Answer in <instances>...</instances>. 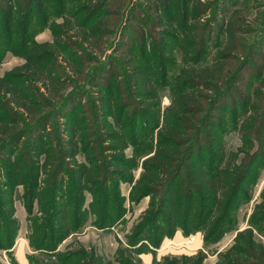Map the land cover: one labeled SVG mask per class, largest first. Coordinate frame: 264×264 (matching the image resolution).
<instances>
[{"label": "trees", "instance_id": "obj_1", "mask_svg": "<svg viewBox=\"0 0 264 264\" xmlns=\"http://www.w3.org/2000/svg\"><path fill=\"white\" fill-rule=\"evenodd\" d=\"M189 1L182 0V11L170 17V20L176 17L178 23L185 25L182 38L169 29V21L163 22L159 18L155 23L161 39L179 40L178 45L171 49L176 48L182 54L183 62L190 65V68L179 67L170 79L169 104L162 110L156 92L158 85L152 75L154 67L141 61L134 53V45L125 57L127 82L133 94L129 98L124 96V80L112 77L109 63L89 68L91 59L73 53L65 43L60 42L64 38L61 30L67 28L87 49L102 52L106 33L102 31L104 21L101 18L94 23L91 21L93 18L84 19L92 23L86 29L82 28L80 21L70 26L63 18L62 23L51 26L55 45L39 44L32 35L29 51L33 57L29 54L19 68L0 76V110H5L0 113V163L4 159V168L0 167V176L4 177V181H0L1 249L9 251L17 234L13 194L18 186L23 187L22 201L30 214L34 201L37 203L41 217H38L39 222L35 226L36 236L42 240L40 244L49 243L48 250L54 252L61 241L85 224L83 214L87 211L82 207L84 191L92 196L87 210L88 214L97 216L94 225L105 228L110 225L109 203L113 192L116 194V215L123 213V202L118 195L119 183L126 181L133 183L130 193L135 202L144 197L150 199L138 227L126 235L125 245L119 241L115 256L118 264H142L138 255L145 251L152 253V264H176L178 260L182 264L204 263L208 256L204 250L193 256L162 257L156 262L151 245L144 239L142 242L139 235L153 224L155 241L152 247L157 248L164 236L171 237L176 230L190 235L204 226L205 239L209 240L215 237L224 223L230 222L241 198L252 197V191L247 188L249 184L258 182L257 178L250 182V177L261 154H251L250 151L255 144L254 139L259 142V150H263L264 81L255 87L250 86L247 94L237 96V101L231 98L233 86L244 78V63L247 62V51L239 39L237 21L233 17L225 20L213 42L215 23L205 21L201 25L199 18L204 3L194 0L195 7L191 9ZM46 2L27 0L23 13L19 1L5 9V23L11 20L15 10L24 15L19 20L20 47H25L33 15H37ZM99 5V8L102 7V2ZM56 7L59 10L62 8L60 4ZM43 16L41 18L44 19ZM144 24L145 21H142L140 28L143 29ZM200 27L201 35L198 34ZM6 28L8 31L9 28ZM74 28L79 30L77 35ZM136 31L140 35L141 30ZM140 37L141 48L146 50L147 33L141 31ZM91 39L95 42L89 45L88 40ZM211 42L216 52L210 58ZM56 47L59 52L66 50L69 53L64 65L72 75L82 79L69 82L73 89L65 95L62 91L68 80L58 75L54 61L50 59L54 50L57 52ZM165 49L166 44L163 43L158 47L164 67L163 79L171 61L170 55L164 56ZM150 57L156 60L154 53ZM231 63H234L233 69L229 68ZM89 86L91 91H88ZM95 87L100 89L98 94L94 91ZM222 88H227L228 92H220ZM91 92L94 95L92 111L96 119L86 116L89 111H85L86 107L82 104ZM228 97L231 98L230 105L220 107V99ZM75 104L81 105L82 109L75 120L71 124L61 123L57 129L54 126L59 140L54 150L47 135L49 124L54 123L55 118L62 119L66 110H73ZM230 109L233 128L241 132L242 143L236 151H228L224 146V133L228 130L225 116ZM239 124L241 127H238ZM147 127L159 128L156 140L148 145L139 143L134 133L136 129ZM25 137L31 143L29 167L23 164L22 153H17L20 141ZM95 139L100 141V145L94 143ZM128 146L132 148L130 156L125 152ZM78 154L83 155L85 162H78ZM42 155L44 159L39 165ZM138 168H141L139 176L133 180V171ZM41 170L45 176L39 188ZM106 180L112 182L114 191L105 184L100 201L98 192ZM67 183H71L72 198L63 200ZM155 195H158L157 199ZM249 222L248 227L237 232L233 244L218 253L216 264H264V242L260 239V235L264 236V189ZM4 235L7 242L2 245ZM28 242L33 249L46 254L44 247L34 246L31 236ZM137 242L142 243L136 247ZM75 256L69 251L58 256L57 260L43 264H71L73 260H76L73 264H110L103 262L91 248L80 247ZM10 261L18 264L13 257Z\"/></svg>", "mask_w": 264, "mask_h": 264}, {"label": "rangeland", "instance_id": "obj_2", "mask_svg": "<svg viewBox=\"0 0 264 264\" xmlns=\"http://www.w3.org/2000/svg\"><path fill=\"white\" fill-rule=\"evenodd\" d=\"M17 1L20 2L22 13L23 11L25 12L27 8L25 3L27 0H0V76L5 74L7 75L10 72L16 70V68H19L25 62V57L29 54L31 57H33V53L29 51L30 43H32V35L34 36V41L39 44H57L55 38L53 37L51 26L53 24L62 23V21L64 20L63 18L68 21V25L70 26H75V24L78 23L77 21H80L81 25H83L82 28L84 29H86L87 25L89 24V22H85L84 19L90 20V18H93L91 20L92 23L97 21L99 18L104 21L102 31H105L106 33V38H104L106 44L104 45V49L102 52L96 51V49H87L80 43L78 38L73 37V31H71V29L68 30L67 28L61 30V33L64 34V38H62L60 42L65 43V45H67L73 53H77L82 57H84L85 55L87 59H91V62L88 64L89 68L102 64L104 62L109 63V65L112 66L110 72L112 77L124 80L125 84L123 88L124 96L126 97H133L131 86L127 82L128 75L126 73L127 65L125 62V57L129 55L127 54V52L130 50L129 48L131 47V45L135 46L134 53H136L138 57H140L141 61L144 64H147V62H149L154 67L152 75L158 85V89L156 90V92L159 95V104L161 110L169 104V81L173 78L176 70L179 67L183 66L184 68H190V65L183 62L182 54L179 53L176 48L171 49V47H176L178 45L177 41L179 40L172 38L161 39L159 34L160 30L157 26H155L157 25L155 23L159 18H162L163 22L169 21V29L174 31L176 35H178V38H182L185 25L183 26V24L178 23V19L176 17L172 18L173 20H170V17L177 11H182V0H47L48 2H46L45 6L37 13V15H33L28 37L25 41V47L23 48L20 47L18 43L20 42L19 20L24 15L21 16L20 11L15 10L12 13L11 20L7 23L4 22V17L6 15L5 9L10 5H13L14 3L16 5ZM101 2L102 7L99 8V4ZM202 2L204 3V7L199 12L201 25L205 21H211L216 25L213 28V42L218 37L219 27H221L222 23L230 17H233L234 21H237L236 27L240 29L238 31V35L247 51V54L245 56V58H247V62L244 63V65H246L244 66L245 72L243 80L235 84L233 86V91L231 90V92H233L231 94V98L234 97V99L236 100L237 96H239L240 94H247L250 86L255 87L259 82L264 81V0H202ZM58 4H60L62 7L60 10L56 7V5ZM189 5L191 6V9H194V0H190ZM32 7L35 9L36 5ZM41 15H44V19L41 18ZM86 16L87 18H85ZM142 21H145V23L147 24H144L143 29L140 28V23H142ZM92 23H90L89 25H91ZM6 27L9 28L8 31L6 30ZM136 30H141L147 33L146 50L145 48L142 49L140 45L141 31L140 35H138L139 32H137ZM78 32L79 30H74L75 35H77ZM201 33L202 31L200 27L198 30V34L201 35ZM93 42H95L94 39L88 40L89 45L93 44ZM161 42L163 44H166V51L164 52V56H171V61L167 65L166 75L164 77L165 80L162 76L164 67L161 63V56L158 51V47L162 45ZM213 42H211L212 52L210 58L213 57L214 53L216 52ZM57 47V52H55L54 50L50 59H53L54 63L53 61L52 63L54 65V68H56V72L58 73V75L62 76L63 79L68 80V82L63 86L64 89L62 91V95H65L73 89L72 84L69 82H72L73 79L77 81H80L82 79L77 78V75H72V73L69 72V69L66 67V65H64V61L66 58H68L69 53H67L66 50H61L59 52ZM192 52L195 53V50H192ZM152 53H154L156 60H153L150 57ZM242 61L244 60L242 59ZM85 64L87 65V63ZM104 65L105 67H107L106 63ZM233 67L234 63H231L229 65V68L233 69ZM97 84H99V82H97ZM97 86L101 89L100 85ZM98 87L94 88L96 94H98V91H100ZM87 88L88 87H86V89ZM91 89L92 88L89 86L88 91H91ZM222 90L228 92L227 88H222L220 92ZM93 97L94 95L91 92L88 97H86V99L82 101V104L86 107L85 111H89L87 112L86 116H91L92 118L96 119V115L94 111H92ZM231 98L228 97V99H220L219 106H229ZM75 105L73 106V110H66V115L63 116L62 119L55 118L54 123L49 124L47 135L51 138L50 146L54 150L57 149L59 144L58 136H56L57 125L60 126L63 122L71 124L77 117V114L80 113V111L82 112L81 105ZM4 111L5 110H0V113H3ZM231 112L232 111L230 109L229 111H227L225 116V118L227 119L228 130L224 133V146L228 151H236L242 143L241 132L239 129L235 130L233 128ZM249 114L250 112H248V115ZM257 116H259V114H257ZM239 119H241V116L239 117ZM240 125L241 124H239L238 127H241ZM54 126H56V129L54 128ZM158 129L148 127L142 129L140 128L136 129L134 133L136 134L139 143H147L146 145H148L156 140ZM29 141L30 140L28 137L23 138L20 141V145L17 150V153H22V156H24L23 164L27 165L28 167L30 166V159L28 155L30 154L29 146L31 144L29 143ZM254 141L255 144L250 153L254 154L257 152L258 154H261V156H257L258 158L255 161L256 163L254 164L253 173L251 175L252 177H250V182H252V180L255 178L258 179V182L256 184L253 183V185L249 184L247 188L252 191V197H242L241 201L237 205L235 212H233L232 214V219L230 220V222L224 223L215 237L210 238L209 240L205 239V227L203 226L197 231H193L190 235H185L183 233V235L186 236L185 238H179L178 236L172 238L174 235L171 237L164 236L158 244V247L155 248L152 247L153 241H155V234L152 232L154 225L151 224L149 226V229L141 233L139 237L142 239V242H144L145 240L151 245V250H154L155 253L156 262L161 261L162 257L172 258L181 257L183 255L193 256L200 250H204L205 252H207V254H211V257L207 256L209 257L208 264L213 263L212 261H215L214 264H216V262L218 261V253L229 248L233 244L237 232L250 225L249 221L251 213L255 204L261 200V193L264 189V143L262 148L263 150L260 151L258 148V140L254 139ZM94 143L100 145V141L97 139H95ZM125 152L127 156H130L132 153L131 146H128ZM43 159L44 155L39 157V165L42 164ZM77 160L78 162H85V159L81 154L77 155ZM3 161L4 159L2 160V163H4ZM2 163H0V167L2 166V168H4V165H2ZM135 171V173H137L138 171H141V168H139V170L136 169ZM44 176L45 173L43 170H41L38 178L39 188L43 185ZM0 181H4V177L0 176ZM70 184L71 183H67L63 195V200L72 198V187L70 186ZM105 184L108 186V189H110L112 192L114 191L112 182L110 180L104 181L100 186V191L98 192L100 201L101 197L103 196V187H105ZM129 185L130 187L132 186L131 183H122L121 189L123 195L120 194L121 192H119L118 194L120 200H122L123 202L121 203L124 210L121 215H116V194H114L113 192L111 195L112 198L109 203V217L111 219L110 225L112 224V226L109 225L105 228L97 227L96 225H94L95 220H97L96 214H88L89 210H87V206H82L83 209L85 208V211H87L83 214V216L85 217V224L79 227L77 229V232L71 235L70 239H68L66 242L59 243L54 252L48 250V246L50 245L49 243L40 244L42 240H40V238H37L36 236V233L38 232L37 230H35V226L37 222H39L38 217H41V212L37 208V203L34 201L35 205L33 207V212L30 214L25 208L22 201L23 187L18 186L13 194V205L15 200L21 199L30 224L29 231L31 233L29 232L27 236H31V241L34 246L41 245V247H44L43 249L47 254L46 256L45 253H41L38 250L33 249L29 245L30 252L27 254V264L49 263L48 261H55L58 259V256H62L63 253H67L69 251H72L75 256L77 251L80 250V247L93 249L96 255L100 257L103 262L118 264L115 256L116 249L119 246V241H121L125 245L127 236L132 233L133 229L138 227L139 222L142 219V213L148 206L147 204V206L143 210H141L142 207H144L143 200L141 199L139 202H135L134 196L130 192L126 194ZM154 198L157 199L158 195H155ZM149 199L150 197H148V200ZM48 203L50 204L51 202ZM64 203L66 205L65 201ZM15 220L16 225L18 226L17 219L15 218ZM17 234L15 238L17 237ZM260 237V239H262V241L264 242V236L260 235ZM3 238L4 239H2L1 243H4L2 245H5V243L7 242L5 241L6 236L4 235ZM142 242H137L136 247L139 246V244ZM23 243L24 241L22 238L18 239V251H21ZM12 248L13 246L9 249V251H7V249L0 248V264H12L10 261V257H13ZM51 253H54V255ZM144 253H150L152 256L151 252L145 251ZM141 257L142 258L140 259L142 264H152V260H149L150 255L143 254L141 255ZM74 261L76 262V260H73L71 264L75 263ZM176 264H182V261L178 260Z\"/></svg>", "mask_w": 264, "mask_h": 264}, {"label": "crops", "instance_id": "obj_3", "mask_svg": "<svg viewBox=\"0 0 264 264\" xmlns=\"http://www.w3.org/2000/svg\"><path fill=\"white\" fill-rule=\"evenodd\" d=\"M137 170H139V168ZM135 172L136 171L134 170L133 173H135ZM139 173H140V171H138L137 173L134 174L133 180H135L136 178H138ZM122 183L128 184V182H126V181H123L122 182L121 181L119 183V189H120L121 195H123V192H122V189H121V184ZM132 184L133 183H131V185ZM130 189H131V187L129 185V188L126 191L127 192L126 194H128V192H130ZM126 194H124V195H126ZM84 197H85V199H84V205L83 206H87V208H88V205H89V203H90V201L92 199V196H91V194L89 192L84 191ZM142 200L144 202V207H142L141 210H143L147 206L148 201H149L148 200V197H144V198H142ZM14 209H15L14 210L15 211L14 212V215H15L14 218H16L17 219V222H18V230H17L18 231V234H17V237L15 238L14 243H13V248H12L13 251H12V254H13V257H14V259L16 260V262L18 264H27V254L30 252V247H29V242H28V236H27V234H29V232H30L29 231V228H30L29 227L30 226L29 219L27 217V213H26V210H25V208H24V206L22 204L21 199L15 200V202H14ZM20 234H22V235H20ZM176 236H178L179 238H181V237L182 238H185L186 237V236L183 235V232L181 230H176V232H175V234H174V236L172 238H175ZM233 236H235V235H233ZM70 237H71V235L67 239L61 241L60 243L66 242L68 239H70ZM20 238L23 239L24 243H23V247L21 248V251H18L17 250V247H18V239H20ZM165 239H167V238H165ZM141 254L150 255V259L149 260L150 261L152 260V256H151L150 253H144V252H142V253H140L138 255L139 258H142L141 257ZM208 256L211 257V254H208ZM209 257H207L205 259V261H204L203 264H208ZM212 262L213 263H211V264H214L215 263V261H212ZM145 263H147V262H145Z\"/></svg>", "mask_w": 264, "mask_h": 264}]
</instances>
